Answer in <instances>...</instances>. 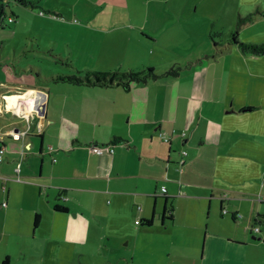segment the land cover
Listing matches in <instances>:
<instances>
[{
  "label": "crops",
  "instance_id": "0c3cea01",
  "mask_svg": "<svg viewBox=\"0 0 264 264\" xmlns=\"http://www.w3.org/2000/svg\"><path fill=\"white\" fill-rule=\"evenodd\" d=\"M252 8L250 12H254ZM174 9L176 12L151 4L141 11L128 8L120 14L124 19L118 18L116 11L105 12L109 19L98 22L96 18L77 26V31L83 30V35H91L92 40L80 45L67 43L66 49H57L69 55L54 54L56 50L49 47L46 51L36 49L35 53L50 56L55 64L53 72L37 71L45 80L43 84L21 89L13 83H3L0 263L9 256L11 264H155L144 257L135 262V253L132 261L125 259L122 248L110 242L119 237L114 234L116 228L123 229L132 218L124 220V212H133L138 226L132 220L131 223L137 231L150 229L157 221L162 229L174 230V237L187 244L183 254L197 258L194 249L201 238L203 217L194 216L195 208L185 214L179 209H188L196 200L206 201L209 215L214 210L218 220H226L227 214L236 225L243 219L249 224L254 220L250 224L252 232L254 226L262 225L259 222L264 223V183L257 176L260 172L256 173V163L260 165L264 158L263 105L251 100L249 89L237 87L234 78L218 64V53L210 51L217 46L216 41L211 44L210 38L215 14L204 13L211 19L203 27L199 41L194 32L202 30L198 27L200 18L191 19L197 10ZM258 9L262 11L251 22L264 17V9ZM165 50L169 51L167 56ZM182 51L194 55L181 59L176 52ZM125 57L129 61L123 67ZM59 64L84 75L144 71L148 67L162 74L174 65H179L181 71L176 77L161 76L129 85L121 81L75 85L54 80L57 75L73 72L62 71ZM3 96L10 110L4 109ZM33 101L36 105L43 102V115L34 114L28 120L19 112L25 108L23 114L27 113ZM13 125L31 128L24 137L15 138L8 134ZM95 144H110L114 151L93 152L91 146ZM183 150L187 151L184 156ZM243 160L248 175H255L254 187L241 188L212 179L231 173ZM177 164L180 174L168 177L167 186H159L155 173L164 169L171 174ZM141 180L153 181L154 191L142 190ZM162 187L166 191L162 192ZM108 195L116 203L106 209ZM137 200L144 204L136 205ZM169 201L175 202L176 208ZM57 203L68 210H56ZM131 203L137 210L134 206L131 209ZM103 222L112 226V232H99L98 244L92 251V227H104ZM219 231L210 230L207 224L205 249L211 235L232 245H253L264 255L262 237V241H249L221 235ZM258 233L252 236L258 237ZM172 242L173 239L165 240L156 247L168 249L169 257L172 252L167 246ZM205 249L198 264H206L207 257L211 261L218 254Z\"/></svg>",
  "mask_w": 264,
  "mask_h": 264
},
{
  "label": "rangeland",
  "instance_id": "374dc122",
  "mask_svg": "<svg viewBox=\"0 0 264 264\" xmlns=\"http://www.w3.org/2000/svg\"><path fill=\"white\" fill-rule=\"evenodd\" d=\"M31 0L32 4L27 6L15 3L14 0H10V4L6 7V22L5 25H0V92L3 90L5 82H10L20 87L21 89L30 86H40L39 83L45 81L41 79L39 71L42 73L53 72L55 66L50 56L43 55L44 53H35L36 49L47 50V47L51 48L54 54H66L57 52L61 48L66 49L67 43L75 44L85 43L92 40L91 35H83V30L77 31V26L86 23V21L92 22L93 19L101 21L103 18L106 20L105 12L110 10L116 11L118 18L124 19L120 14L124 12V9L136 8L141 11V8L146 6H158L168 7L173 12L175 7H182L192 12L193 9L197 10L196 14L191 19L200 18V24L198 27L202 30L196 29L194 36L197 40H201L203 27L208 26L207 20L211 19L210 14L215 16L212 19L214 22L213 32L214 39L212 38L211 44L214 45L216 41L217 46L213 47L214 53H218V64H221L228 71L231 79L239 88L249 89V95L253 102H258L263 105L264 109V54L252 55L249 53H243L241 49L234 44L231 40V32L235 29L239 16L248 15L251 11L259 13L260 9H264V0ZM183 1V2H182ZM187 1V2H186ZM154 2V3H151ZM13 12V13H12ZM255 13V14H256ZM13 17L14 20H8V16ZM212 15V16H213ZM113 18V16H112ZM216 19V20H215ZM229 20L233 23H228ZM247 24V25H245ZM239 38L244 42H262L264 41V17L255 19L254 21H248L241 25L239 28ZM207 39V37H205ZM230 44V49L227 47ZM43 47V48H42ZM127 48V47H126ZM208 48V47H207ZM128 49V48H127ZM49 51V50H48ZM51 51V50H50ZM217 51V52H216ZM169 53L165 50V56ZM181 59H186L194 54H189L187 51L176 52ZM69 55V52L68 54ZM189 55V56H188ZM67 57V56H65ZM129 58V57H128ZM128 59L125 57V65L128 64ZM143 65V64H139ZM181 65V64H180ZM60 68L67 73H77V71L69 66H63L59 64ZM179 66V65H174ZM183 66V65H181ZM140 67V66H138ZM32 68V69H31ZM126 69V68H123ZM128 69V68H127ZM222 67H220V70ZM11 70V71H8ZM38 71V72H37ZM83 75V73H81ZM264 116V115H263ZM8 119H14V116H8ZM19 127V126H18ZM23 128V127H20ZM259 159V158H258ZM245 161L237 162L240 165L232 169L231 173L226 176L212 177L214 181L222 183L223 181L232 182V185L239 186L241 188L254 187L256 183L255 175H248V170L244 168ZM259 162V161H258ZM262 165V168H261ZM179 166L174 167V172L169 174L166 170L162 169L155 173L158 184L167 186V179L170 176L179 175ZM260 177V182L264 183V158L256 163V173ZM140 188L144 191H154V182L151 180H141ZM163 201V198H160ZM105 208L109 209L116 203V199L111 196L105 198ZM151 203V201H150ZM173 203L176 208L175 202ZM136 205L144 204L141 200L135 202ZM136 205L131 203V209L137 210ZM194 209V216H202L203 220L200 224V237L196 243L197 258L183 254L184 246L186 242L182 238L174 237L172 229H162L158 221L156 225L150 229H142L137 231L134 229L133 224L137 225L134 221L133 212H124V220L130 218V222L126 223V226L122 228L117 227L116 233L118 238H111L110 242L117 244L122 248L123 257L131 260L135 253V262H139L142 257L151 259L155 264H166L170 262L172 264H198L201 261V253L204 247L205 238H203L204 230H206L207 224L212 231H219L221 235H229L230 237H239L241 239L248 238L249 241H262L264 239V231L259 232L256 235L262 237L261 239L254 240L252 238V225L255 223L253 220L250 224L246 219L243 222L236 225L230 214L225 215L226 220H218V217L213 210L211 214L208 213V206L206 201L196 200L189 208L180 207V213H190L189 210ZM161 208H159V211ZM131 210V211H132ZM192 212V211H191ZM73 213V212H72ZM137 214V213H136ZM134 214V215H136ZM209 217V218H208ZM137 218V217H136ZM159 219V218H158ZM133 221V224L131 223ZM104 227L93 225L92 232L95 236L92 240V251L95 250L98 240L96 239L99 232L109 231L112 232V226L104 223ZM138 226V225H137ZM249 227V228H247ZM247 230V232H246ZM250 230V231H249ZM202 233V234H201ZM173 239L170 251L172 254L167 257L168 249H159L156 247V243H162L166 240ZM109 240L107 239V242ZM145 241L149 243L146 247ZM172 241V240H171ZM146 242V243H147ZM95 246H94V245ZM213 249L218 252L214 260L209 261L208 257L206 264H233L238 263H250L258 262V264H264V255L259 253L258 247L254 248L253 245L239 246L227 243L224 239L219 237H208V244L205 251ZM254 252L252 256L251 253ZM256 254V255H255ZM247 255V258H246ZM249 255V256H248ZM97 257V255H95ZM132 261V260H131ZM257 264V263H255Z\"/></svg>",
  "mask_w": 264,
  "mask_h": 264
},
{
  "label": "trees",
  "instance_id": "16d2710c",
  "mask_svg": "<svg viewBox=\"0 0 264 264\" xmlns=\"http://www.w3.org/2000/svg\"><path fill=\"white\" fill-rule=\"evenodd\" d=\"M15 3L27 6L32 4L31 0H14ZM10 4V0H0V25H5L6 22V7ZM13 13V12H12ZM256 12H250L248 15L239 16L235 29L231 32V40L236 44L242 52L250 53L254 55H263L264 54V41L262 42H244L239 38L238 28L244 23L251 21ZM8 17H11L10 15ZM14 20V19H13ZM211 37L214 39V32L211 30ZM64 63H68L63 60ZM181 71L180 66H173L170 69L166 70L162 74H157L153 67H148L144 71H135V70H124V71H107V72H96L92 75H81V71L71 74H60L57 75L54 80L56 82H67L75 85H84L86 83L98 82V83H113L115 81H121L124 84H130L132 82H146L148 80L157 79L161 76H172L176 77ZM60 198V196H59ZM55 209L59 211H67V207L60 204H55ZM39 221V214L35 216V224ZM149 221V220H148ZM150 222V221H149ZM259 224L264 225L263 221ZM262 231V230H261ZM0 264H11V259L9 256L3 258Z\"/></svg>",
  "mask_w": 264,
  "mask_h": 264
},
{
  "label": "built area",
  "instance_id": "2783aa9c",
  "mask_svg": "<svg viewBox=\"0 0 264 264\" xmlns=\"http://www.w3.org/2000/svg\"><path fill=\"white\" fill-rule=\"evenodd\" d=\"M8 20H13V17H8ZM3 97H4L3 98L4 99V106H3L4 109L6 108V109L10 110V107H9L8 103L5 102L7 100V97L6 96H3ZM42 103H40V105L36 106V102L33 101V104L28 106V108H26L27 109V113L23 114V111L24 112L26 111L25 108H22L19 113H20V115L27 116L28 120L30 119V116L34 115V114H37L38 116H42L43 115V111H42L43 110V104ZM0 109H1V107H0ZM14 109H15L14 111L17 113V108L14 107ZM40 126H41V124L38 123V125H37L38 129L37 130H39V131H40ZM30 128H31V125L28 126V129L27 128H20V127H18L16 125H13L12 127L9 128L8 134L13 136V137H15V138L24 137L26 134H28ZM182 134L185 135L186 133L183 132ZM1 138H2V136L0 135V139ZM164 138H165V140L169 139L167 136H164ZM91 150L93 152H96V153H102L104 151L113 152L114 148L110 144H95V145L91 146ZM4 151H5V147H1L0 148V160H2ZM186 154H187V151L183 150L182 151V155L184 156ZM182 162H183V159H181V163ZM17 170H19V168ZM18 178L20 179V177H18ZM161 189H162V192L166 191L165 187H162ZM137 222H139V220ZM263 226L264 225H256V226L253 227V231L258 233V232L261 231Z\"/></svg>",
  "mask_w": 264,
  "mask_h": 264
},
{
  "label": "water",
  "instance_id": "95a60500",
  "mask_svg": "<svg viewBox=\"0 0 264 264\" xmlns=\"http://www.w3.org/2000/svg\"><path fill=\"white\" fill-rule=\"evenodd\" d=\"M252 238H253V239H261L260 236H258V237H257V236H252Z\"/></svg>",
  "mask_w": 264,
  "mask_h": 264
},
{
  "label": "bare ground",
  "instance_id": "6f19581e",
  "mask_svg": "<svg viewBox=\"0 0 264 264\" xmlns=\"http://www.w3.org/2000/svg\"><path fill=\"white\" fill-rule=\"evenodd\" d=\"M36 106H38V105H36Z\"/></svg>",
  "mask_w": 264,
  "mask_h": 264
}]
</instances>
